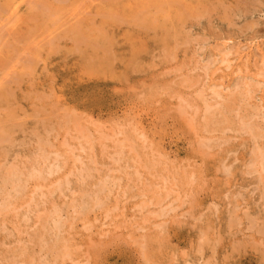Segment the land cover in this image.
<instances>
[{
	"label": "rangeland",
	"instance_id": "rangeland-1",
	"mask_svg": "<svg viewBox=\"0 0 264 264\" xmlns=\"http://www.w3.org/2000/svg\"><path fill=\"white\" fill-rule=\"evenodd\" d=\"M112 1L0 0V264H264V0Z\"/></svg>",
	"mask_w": 264,
	"mask_h": 264
},
{
	"label": "bare ground",
	"instance_id": "bare-ground-1",
	"mask_svg": "<svg viewBox=\"0 0 264 264\" xmlns=\"http://www.w3.org/2000/svg\"><path fill=\"white\" fill-rule=\"evenodd\" d=\"M25 1V0H24ZM30 1V0H29ZM33 1V0H32ZM114 1V0H113ZM112 1V2H113ZM155 1V0H154ZM112 2H110V4H113ZM176 2H178V1H176ZM30 3V2H29ZM34 2H31V5L33 4ZM107 3V2H106ZM108 3H109V1H108ZM116 3V2H115ZM158 3V2H157ZM35 4V3H34ZM26 5V4H25ZM33 6V5H32ZM36 6V5H35ZM78 6V5H77ZM108 6V5H107ZM144 6V5H143ZM158 6V5H157ZM7 7V6H6ZM28 7H29V5H28ZM150 7V6H149ZM152 7V6H151ZM163 7V6H162ZM166 7V6H165ZM141 8V7H140ZM147 8V7H146ZM159 8V7H158ZM28 9V8H27ZM33 9V8H32ZM142 9H143V7H142ZM148 10V9H147ZM96 11V10H95ZM143 11V10H142ZM69 13V12H68ZM81 13V12H80ZM103 13V12H102ZM100 14V13H99ZM118 14V13H117ZM65 15V14H64ZM115 15V14H114ZM81 15H79V17H80ZM119 16V15H118ZM145 16V15H144ZM169 16V15H168ZM66 17V16H65ZM82 17V16H81ZM113 17V16H112ZM111 17V18H112ZM156 17V16H155ZM154 17V18H155ZM26 18V17H25ZM131 18V17H130ZM129 18V19H130ZM166 18V17H165ZM183 18V17H182ZM79 20H80V18H78ZM178 19V18H177ZM72 20V19H71ZM180 20V19H179ZM53 21V20H52ZM129 21V20H128ZM177 22V21H176ZM179 22V21H178ZM83 23V22H82ZM106 23V22H105ZM163 23V22H162ZM172 23V22H171ZM181 23V22H180ZM170 24V23H169ZM53 25V24H52ZM168 25V24H167ZM77 26V25H76ZM80 26V25H79ZM177 26V25H176ZM178 27V26H177ZM62 29V28H61ZM167 30V29H166ZM176 30V29H175ZM177 31V30H176ZM64 32V31H63ZM74 32V31H73ZM75 32L77 33H80V35H85V36H89V34H88V32H86L85 30H83L81 27H78L76 30H75ZM183 35V34H182ZM47 36V35H46ZM74 37V36H73ZM76 37H77V35H76ZM81 37V36H80ZM42 38V37H41ZM64 38V37H63ZM79 38V37H78ZM130 38V37H129ZM181 38V37H180ZM103 36H102V39H101V42L103 43ZM55 40V39H54ZM83 42V41H82ZM99 42V41H98ZM103 45V44H102ZM101 55V54H100ZM2 79V78H1ZM3 87V86H2ZM6 92V91H5ZM5 92H3V94H1L0 93V100L1 101H5L6 102V99H5V96H7V95H4V93ZM8 97V96H7ZM10 103V102H9ZM3 107V106H2ZM6 126V125H5ZM9 127V126H8ZM0 132H1V134H2V136L0 137V140L1 139H4V140H2L3 142L4 141H7L8 140V138H5V136H7V135H10L9 134V131H7L6 130V128L5 127H3L2 125L0 126ZM7 134V135H6ZM4 135V136H3ZM11 136V135H10ZM2 141H0V142H2ZM11 141V140H10ZM7 143V142H6ZM11 143H13V142H11ZM15 143V142H14ZM6 152V151H5ZM7 153H9V151L7 152ZM7 156V155H6ZM15 165V164H14ZM14 167V166H13ZM16 167V166H15ZM17 169V168H16ZM33 169V168H32ZM11 170V169H10ZM13 170H14V168H13ZM38 171V170H37ZM16 172V171H15ZM14 172V173H15ZM39 173V172H38ZM16 174H17V172H16ZM34 175V174H33ZM13 176V175H12ZM35 177V176H34ZM27 178V177H26ZM39 178V177H38ZM1 184V183H0ZM18 187V186H17ZM14 191V190H13ZM18 193V192H17ZM9 198V197H8ZM86 199V198H85ZM83 200V199H82ZM4 203V202H3ZM1 208V207H0ZM3 210V209H2ZM1 212V211H0ZM47 243V242H46Z\"/></svg>",
	"mask_w": 264,
	"mask_h": 264
}]
</instances>
